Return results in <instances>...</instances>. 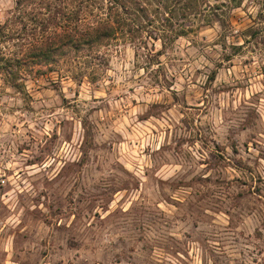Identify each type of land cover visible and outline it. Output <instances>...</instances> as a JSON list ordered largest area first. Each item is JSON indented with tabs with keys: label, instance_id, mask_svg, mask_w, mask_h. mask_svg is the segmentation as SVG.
Masks as SVG:
<instances>
[{
	"label": "rangeland",
	"instance_id": "rangeland-1",
	"mask_svg": "<svg viewBox=\"0 0 264 264\" xmlns=\"http://www.w3.org/2000/svg\"><path fill=\"white\" fill-rule=\"evenodd\" d=\"M237 2L0 80V264H264V0Z\"/></svg>",
	"mask_w": 264,
	"mask_h": 264
},
{
	"label": "trees",
	"instance_id": "trees-1",
	"mask_svg": "<svg viewBox=\"0 0 264 264\" xmlns=\"http://www.w3.org/2000/svg\"><path fill=\"white\" fill-rule=\"evenodd\" d=\"M234 1L15 0L14 8L0 20V80L20 89L24 72L36 66L55 70L77 65L78 79L89 69L99 73L108 64L106 48L114 41L139 39L147 45L154 39L165 48L187 35L198 19L212 15L227 27L226 16L219 11L233 9ZM162 54L161 49L152 55Z\"/></svg>",
	"mask_w": 264,
	"mask_h": 264
}]
</instances>
